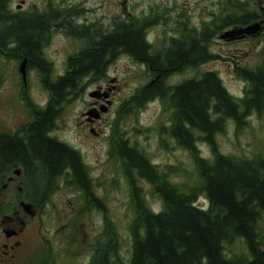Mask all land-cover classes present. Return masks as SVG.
Masks as SVG:
<instances>
[{
  "label": "trees",
  "instance_id": "1",
  "mask_svg": "<svg viewBox=\"0 0 264 264\" xmlns=\"http://www.w3.org/2000/svg\"><path fill=\"white\" fill-rule=\"evenodd\" d=\"M9 2L0 0V51L5 55L12 53L14 58H27V68L39 73L51 96L49 106L37 109L36 120L26 125V143L32 144L33 154L41 156L51 173L68 165L74 170L80 179L74 181V187L89 189L88 209L103 212L104 216L107 213L104 202L92 190L93 181L87 170L83 173L81 169L79 154L48 134L55 129L63 105L70 103L72 94L82 88L81 81L86 77L105 78L108 66L118 56H129L144 64L151 76L150 84L137 89L122 103L118 116L122 118L133 109L161 99L172 115L168 133L192 158L194 181L183 189L171 179L175 168H157L140 148L117 134L112 153L121 161L124 176L133 187L131 199L136 211L130 227L131 258H120L118 238L114 229L108 227L107 240L93 245L87 264H264V229L259 227L264 214V157L260 153L251 157L223 154L215 140L228 122L239 131L249 115L264 113V67L236 66L237 77L245 83L241 99L233 97L212 71L176 84L166 82L172 73L217 59L210 52L213 39L227 27L242 28L258 21L257 7L247 10L249 4L255 6L258 0H234L230 13L222 10L200 28L189 25L188 17L178 14L176 36L169 38L159 51L152 49L146 37L147 30L158 20L150 14L114 19L103 29L95 23L78 24L74 18L77 6L48 4L42 10L23 14L12 12ZM58 28L85 44L69 56L65 73L51 79V66L43 49L52 31ZM198 141L207 145L210 159L203 157ZM1 153L14 157L25 154L26 147L21 141H10ZM137 171L138 178L150 184L162 203L159 211L146 204L143 188L136 183ZM199 194L208 201L207 208L196 204ZM236 238L244 242L247 257L225 256L224 243ZM51 262L47 258L39 264Z\"/></svg>",
  "mask_w": 264,
  "mask_h": 264
},
{
  "label": "rangeland",
  "instance_id": "2",
  "mask_svg": "<svg viewBox=\"0 0 264 264\" xmlns=\"http://www.w3.org/2000/svg\"><path fill=\"white\" fill-rule=\"evenodd\" d=\"M233 1L10 0L9 9L25 14L42 10L48 4L62 8L77 6L78 13L74 18L78 24L88 26L95 23L103 29H107L114 19L144 17L150 14L158 20L147 30L146 37L152 49L159 51L169 38L176 36L178 14L188 17L189 25L200 28L202 23L209 22L222 10L229 12ZM255 7L260 16L255 22L263 25L259 33L221 39L220 35L241 27L230 26L221 30L219 36L217 35L210 44V52L217 55V59L196 68L184 69L180 73H172L166 82L176 84L184 79L199 76L202 72L212 71L218 74L233 97L241 99L245 83L237 77L236 66L264 67V0H258L255 6L249 4L247 10ZM84 44V40L69 36L63 29L52 31L43 49V54L51 66V79L65 73L69 56L82 50ZM9 55L0 51V127L12 130L30 118L31 110L20 99L22 79L18 68L21 58H14L12 53ZM105 78L115 79L111 85H115L116 90L113 106L111 109V105L107 108L105 115L95 122L93 127L96 132L101 130L102 136L96 139L89 128L78 125V121L82 119L81 113L86 108L81 99H87L86 93L91 91L93 86L86 89L78 100L63 105L60 116L55 121L54 136L81 152L87 172L93 181L92 190L95 196L104 202L106 216L93 208L88 209L86 200L77 191L67 187L60 188L49 199L45 216L32 218L34 213L29 211V224L20 251L12 261L3 256L0 264H39L47 258L52 260L51 264H87L93 254V245L107 240L108 227L114 229L118 238L120 258L124 261L131 258L133 243L130 227L136 211L123 165L112 153L117 134L131 145L140 148L157 168H175L171 179L183 189L193 183L192 158L168 133L172 115L167 104L161 99H154L141 108L133 109L122 118L118 116L122 103L151 79L146 66L131 57L118 56L108 66ZM89 79L83 80L82 86L98 80ZM26 84V95L30 102L44 105L48 97L47 90L35 69L27 68ZM245 120L246 123L239 131H236L232 122H228L224 131L216 134L215 140L220 151L237 157H251L256 153L264 157V113L251 114ZM196 144L203 157L210 159L211 153L207 145L200 141ZM137 184L143 188L148 207L159 211L162 203L151 186L149 189L145 182L140 180H137ZM1 203L3 201H0V209ZM196 204L202 208L208 207V201L202 194L197 196ZM259 227L264 229V214L259 221ZM224 254L228 258L235 255L248 256L247 248L240 238L224 243Z\"/></svg>",
  "mask_w": 264,
  "mask_h": 264
},
{
  "label": "flooded vegetation",
  "instance_id": "3",
  "mask_svg": "<svg viewBox=\"0 0 264 264\" xmlns=\"http://www.w3.org/2000/svg\"><path fill=\"white\" fill-rule=\"evenodd\" d=\"M88 78H90L89 80L93 79L91 77H86L83 80ZM83 80L81 82H83ZM114 80L115 79L108 80L106 78H103L102 80H95L93 84H87L85 87L82 86V88H80L79 91L74 92L72 94L73 96L71 95L72 97L70 98V103L78 100L86 89L93 86V89L86 93V95H88L87 99H81V101L86 104V108L84 112L81 113L82 119L78 121V125L81 127L84 126L85 129L89 128L90 133L93 134L96 139L100 138L102 135L101 130L98 132L95 131L93 128L94 124L95 122L101 120L105 113L100 112L97 118L90 117L87 113L90 110H98L99 112L101 108L104 107L106 99L103 98V96H100L99 98L91 97L90 93L93 91H99L100 94L107 92L108 98L111 101L109 109H111L116 90L115 85H111ZM146 84H150V79ZM27 88L28 84L22 83L20 99L26 107H28L29 104L28 108L31 110L30 118L20 127L13 128L12 130L0 127V201H3L0 209V261H3V256L7 257L9 261L14 260L20 251L25 237V231L27 225L29 224V222H27V215L29 211L32 212V214L34 213L32 218H42L45 216L47 213L49 199L60 188H71L73 191L75 190L80 193L86 202L89 199V189L85 186V184L84 186L86 189L80 186L76 188L74 187V181H80V179L75 175L74 170L69 165L63 170L51 173L47 165L41 161V156L37 153L33 154L31 150L32 144L27 145L26 141L28 130L26 125L36 120L37 117L35 111L37 109L45 110L49 106L51 97L50 93L47 91L48 97L44 105H35L30 102L26 95ZM54 131L55 129H52L48 136L60 141L54 136ZM15 140L22 142L24 147H26V153L9 158L5 157L1 153L3 148H5L8 142ZM67 146L79 154L81 159V169L84 173V170L87 169L81 152L69 144H67ZM134 175L137 176V180H140L138 178V171L134 172ZM140 181L145 182L150 189V184L145 179H141ZM129 190L131 197V194H133V187H130V185ZM25 205H28L29 209H27Z\"/></svg>",
  "mask_w": 264,
  "mask_h": 264
},
{
  "label": "water",
  "instance_id": "4",
  "mask_svg": "<svg viewBox=\"0 0 264 264\" xmlns=\"http://www.w3.org/2000/svg\"><path fill=\"white\" fill-rule=\"evenodd\" d=\"M262 25L261 23H257V22H254L250 25H247L245 27H242V28H238V29H235V31H229V32H225L224 34L220 35V38L221 39H227V38H232L234 36H240V37H243L245 35H255L257 33H259L262 29ZM26 65H27V59L24 58L23 61L21 62L20 66H19V72L21 73L22 75V79L23 81L26 80ZM90 96L91 97H96V98H99L100 96H103V98L107 99L108 98V93H103V94H100L99 91H93L90 93ZM111 105V102L109 100H106L105 104H104V107L101 108V110L98 112V110H90L87 115L90 116V117H93V118H97L98 117V114H100V112L104 113L107 111V108L108 106ZM93 133V131H92ZM25 207L27 209H29V206L28 205H25Z\"/></svg>",
  "mask_w": 264,
  "mask_h": 264
}]
</instances>
